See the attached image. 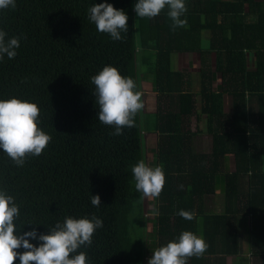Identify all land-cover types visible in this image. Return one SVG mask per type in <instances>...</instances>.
<instances>
[{"label": "trees", "instance_id": "obj_1", "mask_svg": "<svg viewBox=\"0 0 264 264\" xmlns=\"http://www.w3.org/2000/svg\"><path fill=\"white\" fill-rule=\"evenodd\" d=\"M137 2L16 0L14 9H0L6 40L20 39L15 58L0 59V99L35 103L37 125L51 137L22 166L0 148V190L19 207L17 234L35 229L38 237L66 217H98L103 226L91 245L70 258L83 251L87 264H146L149 250L153 256L191 231L207 248L187 264H227L229 257L232 264H249L241 253L244 235L247 252L264 264V0H185L181 19L187 23L175 29L168 6L141 18ZM98 3L126 13L122 39L98 32L90 21L89 9ZM173 54H198L200 67L183 73L173 67ZM106 65L133 79L140 93L149 80L157 100L154 112L140 116V110L121 135L98 120L91 77ZM192 116L203 126L192 129ZM142 131L156 133L151 163L165 175L162 192L152 198L150 247L146 197L132 174L145 162ZM202 135L210 136L206 147ZM219 186L223 210L214 212L208 206ZM97 194L99 207L91 203ZM180 210L194 218L184 219Z\"/></svg>", "mask_w": 264, "mask_h": 264}, {"label": "clouds", "instance_id": "obj_2", "mask_svg": "<svg viewBox=\"0 0 264 264\" xmlns=\"http://www.w3.org/2000/svg\"><path fill=\"white\" fill-rule=\"evenodd\" d=\"M168 6V15L173 21V29L184 27L186 20L181 16L187 11L185 0H138L135 11L138 17L153 18ZM16 7V0H0V9ZM90 21L95 23L98 32L110 34L113 40L122 39L121 32H128V16L109 3L94 4L90 9ZM6 32L0 30V59L6 54L15 58L20 47L19 37L6 40ZM96 103L99 106L98 120L106 125H114V135H121L122 129L134 126V117L143 108L141 93L136 91L133 79L124 77L118 69L106 65L93 77ZM38 106L16 97L0 99V148L18 166H22L31 154L39 156L46 148L51 137L37 125ZM137 192L147 198H157L163 190L165 175L161 166H148L144 160L132 167ZM92 205L99 207L100 196H91ZM153 211H156L153 209ZM158 215V212H156ZM186 220H192L194 214L180 210L178 213ZM19 216V207L14 197L0 190V264H87L86 253L81 251L71 256L83 245H91L95 230L103 226L98 217L89 219L66 217L63 223L57 222L50 227L49 234L37 237L35 229L17 234L14 220ZM28 238L39 239L36 246ZM23 247L25 251L16 250ZM204 239L191 231H183L178 241H169L158 247L148 264H187V259L200 257L206 251Z\"/></svg>", "mask_w": 264, "mask_h": 264}, {"label": "rangeland", "instance_id": "obj_3", "mask_svg": "<svg viewBox=\"0 0 264 264\" xmlns=\"http://www.w3.org/2000/svg\"><path fill=\"white\" fill-rule=\"evenodd\" d=\"M205 36H208V34H210L209 32L205 33ZM171 62L172 65L175 69H180L181 72L183 73H194V70H198L199 68V64H198V57L197 56H192L190 54L188 55H178V54H173L171 56ZM190 63V64H189ZM189 64V65H188ZM142 69V74L144 72V70H146V66H141ZM148 79V78H147ZM141 102L143 104V108L141 109V115H143V113H149V112H154L156 110V105H157V100H156V96L155 93L152 91L151 89V82L149 80H143L142 82V89H141ZM228 101V100H227ZM229 107V103H227L226 108ZM143 112V113H142ZM204 120L202 121H198L197 118L195 116H192L191 120H190V126L191 127H196L199 124H202L203 126ZM142 129H143V125ZM209 135H205L201 137V144L204 143L203 147H206V145L209 143ZM142 146H143V150L145 156V163L148 166L152 167V163L151 160L153 158V151L155 149V145H156V141H157V135L156 133H151V132H147V131H142ZM206 140V141H205ZM201 146V145H200ZM208 150V149H207ZM232 164V157H230L229 155L227 156V163H226V167L230 168ZM222 188V186H221ZM221 188H217L218 192H221ZM222 196V195H221ZM221 196H216L215 198V202H220V200L222 199ZM146 202H145V211H146V215L145 217L147 218V224H146V228H147V243H148V247L151 246L150 244V239H151V219L153 217V212H152V198H145ZM150 259V256L148 258V260L146 261V264H148V261Z\"/></svg>", "mask_w": 264, "mask_h": 264}, {"label": "crops", "instance_id": "obj_4", "mask_svg": "<svg viewBox=\"0 0 264 264\" xmlns=\"http://www.w3.org/2000/svg\"><path fill=\"white\" fill-rule=\"evenodd\" d=\"M204 37H205L204 43L207 44V40L209 38V34H208V36H204ZM178 55H188V54H178ZM190 55L197 56L198 57V61H199L200 58H199V55L198 54H190ZM198 64H199V67H200V62H198ZM195 72H196V70H195ZM215 86H217V85L215 84ZM191 128L195 130L197 128V126L195 128L194 127H191ZM203 136H205V135H203ZM231 168H232V164H231ZM218 188L220 189V186ZM221 195H222L221 192H218L217 191L216 192V195L213 198H211L212 201H210L211 203H210V205L208 207L209 208H212L214 210V212H221L223 210V198L220 200V202L219 201L218 202H215L216 196H221ZM245 220H246V218L243 217L241 219V222L242 223H245ZM241 239H242V242H241L242 243V248H241L242 256L243 257H246L247 259L250 260V263L249 264H261V259L259 258V256H254L253 257V256H251V254H249L247 252L246 235L241 236ZM149 256H150V258L152 257L150 250H149V253L147 255L146 261L148 260ZM233 260H234V258H232V257L227 258V264H232Z\"/></svg>", "mask_w": 264, "mask_h": 264}]
</instances>
